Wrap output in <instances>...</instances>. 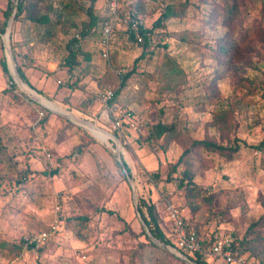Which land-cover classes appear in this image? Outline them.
<instances>
[{"label": "rangeland", "instance_id": "rangeland-1", "mask_svg": "<svg viewBox=\"0 0 264 264\" xmlns=\"http://www.w3.org/2000/svg\"><path fill=\"white\" fill-rule=\"evenodd\" d=\"M8 1L0 0V25ZM61 1L40 2L48 24L22 14L7 28L14 62L32 86L25 84L50 105L15 82L10 60L9 75L0 64V264H191L150 244L140 199L156 206L166 228V205L174 202L204 237L243 239L261 217L249 232L264 236V35L257 32L264 31V0L239 1L250 39L227 62L212 54L226 30L223 12H213L226 0H140L150 33L144 56L121 23L109 59L91 20V13L104 15L105 1ZM168 4L186 5L185 14L157 26ZM81 30L88 33L69 69L67 45ZM8 54L3 33L0 59ZM109 89L136 118L138 129L126 136L103 114ZM159 121L177 123L186 138L137 139ZM87 123L114 136L101 137ZM194 139L240 146L232 159L195 148L173 171ZM187 167L200 190L195 197L181 184ZM156 170L158 181L150 177ZM42 232L49 239L30 246ZM247 249L240 242L248 264H262Z\"/></svg>", "mask_w": 264, "mask_h": 264}, {"label": "trees", "instance_id": "trees-1", "mask_svg": "<svg viewBox=\"0 0 264 264\" xmlns=\"http://www.w3.org/2000/svg\"><path fill=\"white\" fill-rule=\"evenodd\" d=\"M45 0H9L7 3V7L4 11V15L6 17L5 21L0 25V34H3L7 30L8 26V20L11 18V16L14 14L15 18H18L22 14H24L25 17H28L31 21L34 22H39V23H44L48 24L49 23V17L48 14H41L39 10V5L40 2H44ZM229 0H226L225 5H218L216 4V7L214 9V16L217 17L221 12H223V19L222 23L226 27V30L224 34L219 38L217 46L212 47V54L215 57H222L223 61L227 62L234 58L237 53L239 47H241V43L245 44L248 42L250 39V28L244 25V14L241 12V3L239 2L240 0H232L231 2H228ZM63 3L64 7H68L69 4L66 2V0L61 1ZM106 3V2H105ZM139 3V2H138ZM187 5V3H186ZM186 5H173V4H168L165 9L162 11L161 15L158 17L156 20V25L159 26L164 20H169L170 18L174 16L181 15L183 16L185 14ZM51 8V6L49 7ZM108 17V7L105 5V12L104 15L100 17H96L91 13V20H92V25H97L99 24V39H100V34H101V28L103 22L107 19ZM256 26H254L255 28ZM253 29V27H252ZM261 29L262 26H261ZM51 29L48 30L50 32ZM142 31L143 35V40L139 43V45L142 46V52L139 55L138 58L143 57L145 53V48L149 45L150 40L148 34L149 31ZM250 31V32H249ZM258 34L259 35H264V31H261L258 29ZM88 33V31L81 30L79 32L78 36H73L70 41L68 42V55L65 58V63L67 64L68 68L71 69L74 65L77 64L78 62V55L80 51V45H81V37L85 36V34ZM131 35L135 38L134 34L131 33ZM101 53H102V47H101ZM137 58V59H138ZM0 64L5 73L9 75V66L8 62L5 56H3L0 59ZM17 71L20 75V77L23 79L25 83H27L29 86H32L31 82L29 81L28 77L26 76L25 72L22 69V66L17 63L16 64ZM129 75V73H126L123 76V81L122 84L124 83V80L126 77ZM12 80V79H11ZM12 83L14 86L16 84L12 80ZM117 97V92L115 91V97ZM220 116V115H219ZM223 118L221 117V120ZM131 131L128 129L126 126L123 127L120 131L117 130V132H120L121 134H128V132ZM228 131V130H227ZM186 134L182 132L180 127L178 126L177 123H166L164 121H159L158 123L154 124L151 126L149 129H147V133L145 135H139L137 138L140 140V138H143V140L149 142L151 139L154 138H162L166 137V142L174 141V140H184L186 138ZM187 142V140H185ZM230 143V142H229ZM264 144V141L261 143V145ZM239 144L235 142V146L233 144H224L222 142H216V141H210L207 139H194L190 145H188L184 152L181 154L179 160L177 163L174 164L173 166V171L176 170L177 166L181 162H188L189 159L192 157V151L196 148L198 150H201V152H208V153H216L218 155H222L226 157L227 159H232L233 155L235 152L238 151ZM122 165L125 169L128 170L130 174V169L128 168L127 163L122 160ZM169 173V177L170 174ZM150 177H152L154 180L158 181L160 177V172L158 170L150 172ZM184 181H187V191H186V196L187 197H195L199 194L200 190L195 187V181H194V172L190 168H185L182 172V180L181 184H183ZM143 206L146 207L147 210V215L143 210ZM139 210L143 216V219L147 223L151 233L159 239L161 242L170 244V245H175L173 241V236H172V230L171 228H166L164 227L161 222L160 218L158 215V212L156 210V206L153 203H147L144 199H140V205H139ZM109 212H112L109 210ZM79 218H87L84 216H78ZM184 221L185 225L188 228H192L195 230L198 238L200 241L204 244H210L217 235L211 234L209 237H204L201 235L200 229H198L195 225H192V222L190 221V217H186V214H184ZM263 223V217H261L259 220L253 222L249 228L248 231L245 233L243 236V239H237L234 238L233 245H232V251L235 255H244V253L240 252V242H245L247 244V247L252 256L254 255L262 264H264V236L257 235V234H250L249 231H251L252 228L261 225ZM143 232L145 233V230L143 229ZM150 244L153 246H156L157 248L161 249L167 254L174 255L175 257L183 259L177 254L172 253L169 249L164 248L162 246L157 245L155 242L150 240ZM30 246H34V244H30ZM189 257L197 262L198 264H213L210 261H206L203 259L199 254L195 255H189ZM247 258L249 256L247 255Z\"/></svg>", "mask_w": 264, "mask_h": 264}, {"label": "built area", "instance_id": "built-area-1", "mask_svg": "<svg viewBox=\"0 0 264 264\" xmlns=\"http://www.w3.org/2000/svg\"><path fill=\"white\" fill-rule=\"evenodd\" d=\"M140 0H105L108 7V17L103 22L100 34L102 56L110 58L112 52L113 38L118 26L125 24V29L134 34L137 41L143 40L142 31H146V17L138 9ZM146 34H150L146 32ZM115 97V91L105 90L101 95V101L105 105L104 116L111 121L112 127L121 130L126 126L130 130H137L135 116ZM166 211L172 230L173 241L177 255L180 257L199 254L206 261H219L222 264H248L247 257L235 255L232 251L234 236L231 233L216 236L207 245H204L192 228L185 225L184 214L179 204L168 202ZM49 239L48 232H42L31 239V244L43 243Z\"/></svg>", "mask_w": 264, "mask_h": 264}, {"label": "water", "instance_id": "water-1", "mask_svg": "<svg viewBox=\"0 0 264 264\" xmlns=\"http://www.w3.org/2000/svg\"><path fill=\"white\" fill-rule=\"evenodd\" d=\"M13 17H14V14L11 16V19L8 21V26H7V28L10 26V24H11V20L13 19ZM8 30V29H7ZM6 30V32L4 33V44H5V47H6V50H7V52L9 53L8 55H7V62H8V64H9V60H10V62H11V64H12V67H13V71H14V74H15V77H14V80H15V82H17L20 86H21V88L23 89V90H25V91H27L33 98H37V96L36 95H34L33 93H32V90L33 89H31L27 84H25V82L22 80V78L20 77V75H19V73H18V71H17V68H16V64H15V62H14V57H13V54H12V51H11V46H10V44H9V31H7ZM10 58V59H9ZM27 85V86H26ZM31 89V90H30ZM38 99V98H37ZM88 125H89V127L90 128H92V127H97L96 125H94V124H92V123H87ZM97 128H99V127H97ZM99 129H101V128H99ZM102 130V129H101ZM104 131V130H103ZM105 132H107V131H105ZM110 135H111V137L110 138H112V136H114L112 133H110V132H108ZM117 156H118V158H119V160H120V152L117 150ZM121 161V160H120ZM122 163V162H121ZM126 170V169H125ZM127 178H128V180L131 182V184H132V178H131V175L129 174V172L127 171ZM137 210H138V212H140V210H139V208H137ZM143 217V216H142ZM141 217V219H142V221H143V225H144V229L147 231V233L149 234V236L153 239V241H155L157 244H159L160 246H162V247H164V248H167V249H169V250H171V251H173V252H175L176 254H177V252H176V248L173 246V245H170V244H166V243H163V242H161L159 239H157L152 233H151V231H150V229H149V227H148V225H147V223L145 222V220L143 219ZM182 258H184L185 260H187L189 263H191V264H198L197 262H195L194 260H192L190 257H188V256H183Z\"/></svg>", "mask_w": 264, "mask_h": 264}, {"label": "bare ground", "instance_id": "bare-ground-1", "mask_svg": "<svg viewBox=\"0 0 264 264\" xmlns=\"http://www.w3.org/2000/svg\"><path fill=\"white\" fill-rule=\"evenodd\" d=\"M27 86V85H26ZM31 90V89H30ZM32 93L34 94V95H36L37 96V98L40 100V101H42V102H44L45 104H48V105H50V103L42 96V95H40V94H38L37 92H35L34 90H32ZM92 129H95V133H97V135H99V136H101V137H104V136H109V137H111V135L108 133V132H105V133H103V132H101L98 128H96V127H92Z\"/></svg>", "mask_w": 264, "mask_h": 264}, {"label": "crops", "instance_id": "crops-1", "mask_svg": "<svg viewBox=\"0 0 264 264\" xmlns=\"http://www.w3.org/2000/svg\"><path fill=\"white\" fill-rule=\"evenodd\" d=\"M105 1V0H104ZM105 3V2H104ZM105 5H106V3H105Z\"/></svg>", "mask_w": 264, "mask_h": 264}]
</instances>
